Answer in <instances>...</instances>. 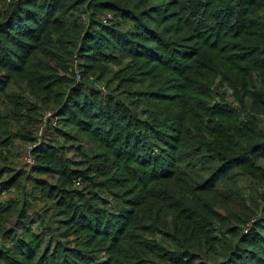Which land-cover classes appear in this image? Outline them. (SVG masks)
<instances>
[{"label": "trees", "instance_id": "1", "mask_svg": "<svg viewBox=\"0 0 264 264\" xmlns=\"http://www.w3.org/2000/svg\"><path fill=\"white\" fill-rule=\"evenodd\" d=\"M139 1L140 6H132L128 0H11L4 20L0 22V67L15 69L17 74L24 75L29 83L35 85L53 81L54 74L62 70L65 75H71L73 70L69 62L75 51L87 60H92L96 54L110 60L111 54H107L106 49L120 47L142 65L149 62L146 60L161 62L166 50L170 53L166 52V56L182 58H178L179 62L170 61L173 62L171 70L179 81L178 96L168 100L150 97L167 105L170 103L175 113L164 117L155 112L149 117L153 125L144 124L133 116L132 110L125 112L121 106L112 104L97 93L90 92L89 100L88 94L82 92L83 88L77 93L79 97L58 108L65 122L59 134L69 140L74 138L78 143L72 146L74 156L85 159L80 160L81 166L74 164L76 168L67 164L60 166V162L54 168L63 177V187L77 181L83 186L75 193L61 190L78 203L73 204L72 212L66 214L67 220L72 219L71 224L78 227L79 232L93 233L96 238L90 242L91 245L108 254L107 258H103L89 254L91 250H74L75 259H64L60 264H151L154 256L161 252L165 262L195 264L202 246L210 242L225 250L222 255L225 260L218 264H264V220L252 226L248 233L244 232L254 210L252 205L248 206V199L244 197L247 194L234 173L244 168L247 170L244 175L259 178V170H262L260 175L264 180V169L257 164L259 159L264 158V129L260 119L258 122L250 114L264 115V0H179L183 6L179 2L178 6L182 7L176 16L180 23L178 30L183 34L192 32L193 38L188 42L197 44L192 53L174 47L178 42V46L186 43V34L178 37L179 41L165 38L174 31L171 30L173 24L164 28L161 36L152 26L157 23L155 14L162 19L170 13L165 7L166 0L152 4L154 10L147 13L144 0ZM211 1L212 8L209 5ZM138 7L143 8L145 13L138 11ZM105 11L112 13V19L97 30L93 23ZM84 18L89 21L88 25ZM79 38L82 42L78 41ZM8 43L14 45L17 51L9 48ZM61 53L69 60L61 58ZM187 60L192 63L186 64ZM52 63L57 68L54 69ZM40 68L44 72H39ZM218 76H221L222 87L229 86L235 91L239 110L247 112V124L242 122L243 114L232 106L211 104L210 89ZM4 79L5 75H0V85H5ZM50 90V93H56L50 98L56 105L60 96L52 88ZM94 97L98 100H92ZM9 108L20 111V106ZM7 116L0 115V135L10 139V132L4 124ZM72 131H75L74 135ZM80 133L83 134L78 138ZM83 136L91 140L96 148H104L107 152L91 156L87 149L79 145ZM117 145L127 146L122 166L117 164L123 156L117 151ZM146 167L152 169L151 174L146 171L150 175L138 174ZM40 168L46 170V167ZM109 172L110 176H107ZM120 172L133 174H130V180L148 187L157 186L155 183L174 176L182 177L170 193L163 191V195L158 194L163 203L173 202L168 206L175 213L179 234L170 240L174 250L164 251L159 245L153 247L136 241L134 232L137 230L153 233L154 224H148L147 215L154 212L160 214L159 210L163 208L164 211L167 206L155 204L148 207L144 188L135 191L130 204L120 203L117 195L106 190L109 181L118 182L116 177ZM197 180L204 183L210 194L224 196L221 203L229 212L227 217L219 218L215 209L207 205L204 208L201 205L195 207L192 201L189 202L191 195L181 189L192 185L198 194ZM153 186L149 190H153ZM99 189L102 195L97 192ZM110 196L115 200L113 203ZM64 199L65 196L58 197L56 204ZM114 203L123 206L120 212L110 214L104 210L105 206ZM240 205L244 207L243 215L229 210L230 206L238 208ZM8 208L9 205L3 207L0 204V213ZM40 219L37 223L42 224L41 234L44 235L49 225L44 217ZM145 221L146 224H143ZM231 221L232 228L219 226L220 222ZM230 237L238 238V241H231ZM120 245L126 246V251L130 249L132 254L119 259L123 250ZM16 251L24 256L27 249ZM4 258L9 257L4 255ZM44 260L41 259L40 264Z\"/></svg>", "mask_w": 264, "mask_h": 264}, {"label": "rangeland", "instance_id": "2", "mask_svg": "<svg viewBox=\"0 0 264 264\" xmlns=\"http://www.w3.org/2000/svg\"><path fill=\"white\" fill-rule=\"evenodd\" d=\"M128 1L132 6H140L139 0ZM166 1L168 3L165 7H168L169 11L167 12L170 13H166L162 19L160 15L155 14V21L158 24L155 23L152 26L158 31V35L161 36L163 35V29L173 24L171 30L174 31L170 35H166L165 38L167 40L170 39V41H179L177 38L186 34L180 33L178 30L180 23L176 17L181 12L180 9L183 3L179 0ZM10 2L11 0H0V22L4 20V14ZM156 2H160V0H150V2L149 0H144V5L146 6L145 12L154 10L152 4ZM179 2L182 6H178ZM209 5L212 8V1ZM137 10L143 11L144 9L138 7ZM100 14V17L98 16L99 18L97 17L96 22L93 23L97 30L101 29L102 24H108L109 20L112 19V13L109 11ZM166 18L172 19L166 20ZM83 20L88 25L89 21H86L85 18ZM210 26L213 27V24ZM191 33L188 32L186 34L188 36L185 41L186 43L178 46V42L174 46L175 49L192 53L197 44L194 41L188 42L193 38ZM82 38H79L78 41ZM25 40L28 39L25 38ZM7 46L13 51H17L14 45L8 43ZM117 48L112 46L106 49V53L111 54L110 60L103 58L99 54H96L92 60H87L79 55L78 51H75L69 62L73 70L71 75H65V71L62 70L54 74L56 77L53 81H45L36 85L29 83L30 81L24 75L17 74L15 69L0 67V75H5V85H0V115H8L4 120V124L7 127V132H10V139L1 137L0 135V204L3 207L6 204L9 205L7 211L0 213V264H40L41 259H45L41 264H60L64 259H75L74 250H91L89 254L107 258V253L101 252L100 249H94L98 247L94 246V244L91 245L90 242L96 238L92 235L93 233L79 232V228L71 224L72 219L67 220L68 218L66 217V214L71 213L73 207H75L73 204L77 205L78 203L70 198V194H66L61 190L64 189L66 192L75 193V191L82 190L83 188H81L80 181L69 183L63 187V177L54 168L58 167V162H60V166L61 164H67L72 167L75 166L74 164L81 166L80 160L85 161V159L74 156L75 150H73L72 146L78 145L74 138L71 141L67 136L59 134L65 122L62 121L58 108H62V105L70 100L74 101L78 96L79 90L83 88L82 92L85 91L88 94L89 100H91L90 92L97 93L112 104L121 106L125 112L132 110L133 116L143 121L144 124L153 125L149 117L155 115V112L163 114L164 117L170 115L171 112L175 113L171 110L172 106H170V103L167 105L154 99L163 97L168 100V98L178 96L179 81L176 80V75L171 70L173 62L170 61L176 60L179 62V59H182L179 57V59H172L170 56H166V52L169 53L166 50L165 57L161 62L146 60L149 62L142 65L133 59V56L127 52H123V48ZM155 53L159 54V51ZM60 57L66 59L63 53L60 54ZM37 61L38 58L35 61L36 64ZM16 62L18 63L19 61L16 59ZM191 63L188 60L186 61V64ZM52 67L55 69L57 65L52 63ZM28 69L29 65L26 67L27 71ZM39 72L42 73L44 71L40 68ZM220 77H216L211 86V104H228L232 106V108L243 114L242 122L247 124V112L239 110L235 91L229 88V86L222 87L220 85ZM217 86L219 87L217 88ZM51 88L60 96L56 100V105L51 101L56 96V93H50ZM100 96L99 98H101ZM110 96L115 98H109ZM152 96H154V99L150 98ZM92 100H98V97H94ZM9 106H20V111L10 109ZM250 114L257 118L258 122L260 119L261 128L264 129V115L253 112ZM72 134L74 135L75 131H72ZM82 134L80 133L78 138ZM101 143L103 145V142ZM79 145L83 149H87L86 151L91 156H98L107 152L104 148H96L95 144L85 137ZM93 146H95L94 149ZM126 150L127 146L124 147L123 145L117 150L123 154L119 163H117L120 166L125 163ZM113 160L117 162V159L113 158ZM257 164H259V168L264 169V158L259 159ZM40 166L42 168L46 167V170H42ZM143 170L145 171L142 173L138 172V174H142L145 177L150 175L152 171L150 167H146ZM146 171L150 174H147ZM110 173H107V176H110ZM234 173L238 183L247 194L244 197L246 196V199H248V206L252 205L254 210V215L251 217L249 225L244 227V232L248 233L252 226L258 225L264 220V180L260 175L262 170H259V178L258 176L251 175V177H248L244 175L243 173H247V170L244 168ZM130 174L120 172L116 178L121 183L115 180L113 182L109 181L106 184L107 192L110 191L111 194L117 195L120 203L126 205L132 202L135 191L137 192L139 189L144 188L143 195L146 197L145 204L148 207L155 204H160L162 207L167 206L164 207V211H162L163 208L159 210L161 211L160 214L154 212L147 215L148 224H154V227H152L154 228L152 229L153 233L137 230L134 234H136L137 242L142 241L151 244L153 247L159 245L164 248V251L174 250L170 240L173 236L179 234L177 233L175 213H172V209L169 207L173 202L163 203L160 197L163 195V191L166 194L170 193L171 189L176 186L182 177L174 176L170 180L155 183L157 186L149 185V187L140 182V187L139 184H135L133 179H129L133 175ZM90 183L93 182L91 181ZM197 183L196 191L198 194L194 192L192 185L191 187L185 185L181 189L182 192H188L191 195L192 198L189 197V202L192 201L195 207L201 205L204 208L207 205L215 209L219 218L223 216L227 217L229 212L222 207L221 203L224 196L215 193L210 194L204 188L203 182L197 180ZM151 186H153V190H149ZM146 190L149 191L146 192ZM97 192L102 195L101 189L97 190ZM160 193L161 195H158ZM60 196H65V199L57 205L56 200ZM103 198H105L104 195ZM109 198L112 203L115 201L111 196ZM252 200L254 201L251 203ZM122 207L114 203L112 206H105L104 210L110 214H114L117 211L120 212ZM243 208L242 205L238 208L230 206L229 210H233L238 215H243ZM173 210L175 211L174 207ZM41 217H44L49 225L44 235L41 234L43 230L42 224L37 223L38 220L41 221ZM143 224H146V221ZM223 225L226 228L234 227L232 221L220 222L219 226ZM180 235L183 237V234L180 233ZM230 240L238 241V238L232 239L230 237ZM16 243L19 244L16 245ZM27 244L29 249L24 247ZM20 248L27 249L24 256L16 251V249ZM120 248L123 250L118 256L119 259L122 256L132 254L130 253V249L126 251V246L120 245ZM28 250L31 251L28 253ZM223 251H225L223 247L213 242L207 243L202 246L199 260L195 264L221 263L225 260L222 256L224 254ZM4 255L9 258L5 259ZM163 256V252L156 254L151 264H171L165 262Z\"/></svg>", "mask_w": 264, "mask_h": 264}]
</instances>
